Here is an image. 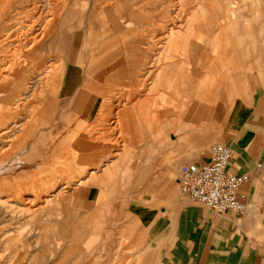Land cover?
<instances>
[{
    "label": "crops",
    "instance_id": "obj_1",
    "mask_svg": "<svg viewBox=\"0 0 264 264\" xmlns=\"http://www.w3.org/2000/svg\"><path fill=\"white\" fill-rule=\"evenodd\" d=\"M117 3H104L99 11L107 31L115 37L105 47L78 52L75 59L64 63L56 85L58 102L41 131L42 140L48 138L46 146L42 145L40 157L32 155L30 161L16 166V174L45 173L54 168L61 173L62 168L80 175L68 187L60 184L57 188L61 194L55 206L81 208L78 219L69 222L59 213L56 220L57 249L63 247L64 254L73 255L64 264H264V68L252 72L246 87L237 91L217 120L211 121L216 136L212 138L208 132L209 104L214 103L218 88L207 80L212 64L206 53L211 48L213 58L228 57L235 67L244 47L236 42L240 20L232 24L231 44L223 50L220 41H224L225 32L218 31L211 47L204 37L209 35L208 19L195 31L190 17L184 22V33L169 28L167 31L172 29L175 34L172 41L165 38L169 37L166 31L159 56L167 57L168 50L188 45L195 55L203 53L201 62L207 65H202L201 71L205 69L207 74V90L201 92L200 107L192 115L189 77L186 70L178 77L177 61L171 63L165 88L171 89L180 111L176 115L172 108L162 114L157 103L141 98L136 85L145 72L146 55L140 47L145 45L141 38L146 39V32L139 33L133 27L138 18L128 17L133 12L128 13L127 4ZM254 19L243 22L248 29L258 24L264 31V18ZM127 20L132 26L125 25ZM129 33L132 38H128ZM195 36L207 43H194ZM251 37L249 32L246 54L253 45ZM160 77L154 70V97L160 96ZM119 91L128 95V102L113 99ZM176 116L180 122L191 118L196 128L178 136ZM86 128L89 134L78 140L81 148L74 147L76 141L70 132L82 134ZM55 136L56 141L51 142L50 137ZM210 137L230 148V172L248 175L238 190L246 207L243 214H215L180 193L181 168L208 161ZM54 144L57 150L52 155ZM30 162L33 167H29ZM258 164L261 168L256 170ZM52 264H61L60 259Z\"/></svg>",
    "mask_w": 264,
    "mask_h": 264
},
{
    "label": "rangeland",
    "instance_id": "obj_2",
    "mask_svg": "<svg viewBox=\"0 0 264 264\" xmlns=\"http://www.w3.org/2000/svg\"><path fill=\"white\" fill-rule=\"evenodd\" d=\"M2 1L0 0V2ZM43 1L31 0V4L27 3L29 6L27 4L19 5L20 7L14 5L12 10L0 7L5 11V16H0V22L2 21L0 24L9 28L12 32L11 39H3L5 33L0 30V82L1 79H4V75H12L18 72L21 75L2 81L4 87L0 91V264H52L58 259H60L61 264H64L67 259H72V254H64L63 247L57 249L58 243L55 240L56 220L59 213L61 216L65 215L69 222L78 219L81 208H60L55 206V200L61 194V191L57 190L58 186L61 184L65 188L68 187L71 182L77 181L80 175H74L70 170L63 171L62 168L61 173L55 168L53 170L48 169L49 171H45L44 174L30 172L16 174L15 172L16 166H20L18 162L25 164L26 160H31L32 155L40 157L42 145L46 146L48 138L42 140L41 131L47 125L45 120L51 118L49 117L50 109L58 102L55 83L56 74H58L60 67H63L67 61L75 59L78 52L87 53L91 47H94V49L103 48L115 37L114 34L112 36L107 31L103 15L99 12L104 3L108 5L111 2L127 4L128 13L133 12L128 17L138 18L137 22L139 23L136 22L133 27L137 28L140 31L139 33L146 32V39L141 38V41H145V45L140 47L146 55L145 72L143 71L142 76L144 77L139 81L138 91L144 93L140 96L145 98L146 103H157V107L159 105L162 114L166 110H172V108L176 115L180 111L177 99L170 95L171 89L165 88V80H169L167 67L171 63L174 64L177 61L176 72L178 77L180 71L183 70H186L189 77L190 91L192 92L190 98L192 115L200 107L201 92L206 93L207 90V86L204 85L207 74L205 69L203 70L205 74L201 71L202 65L206 66L207 63L206 61L201 62L200 55L197 56L194 53L188 55L190 50L188 46L185 47L187 50L185 55L181 54V51L185 50L182 47L177 51L168 50L167 57L162 55L160 58L159 52L161 53L163 50L160 46L164 45L165 40L162 37L166 31L172 27L184 33L182 30L186 27L184 22L188 17L191 18V20L189 19L190 27L195 31L201 26L202 20L208 19V26L212 29L207 27L209 35L206 34L204 37L209 39L211 47L212 40L217 38L218 31L221 34L225 32L224 41H220L222 44L221 49H224L227 43L231 44L228 39L232 38V24L240 20V24L236 27L240 34L236 36V42L242 43L244 47L240 61L235 67H233V63L228 57L213 58L214 52L211 48L206 53L209 55L210 65L212 64V67L209 68L207 80L209 85H212L211 87L218 88L214 103L212 101L210 103L208 100V103H210L208 132L212 138L216 136V126L211 127V121L217 120L219 113L229 106L237 91L246 87L248 76L252 72L264 68V31L258 24L256 26L252 24L251 29H248V26L243 22V19L248 18L255 17L254 20L257 22L264 18L263 14L260 15V13H264V0H67L65 11H69V15L62 18L59 27H56L57 29L47 38L46 31L41 33L40 28L44 26L43 24H46V27L48 24L54 23L51 22L54 0H47L52 8L46 4L42 7ZM90 8H94V12L89 16ZM72 10L75 11L70 13ZM81 11L82 13L78 15ZM134 13L137 16H132ZM192 13L193 15H191ZM256 14L259 15L256 16ZM49 17L51 18L49 19ZM197 21L201 23L194 26ZM210 22L212 25H210ZM130 23L133 22L127 20L125 25L127 27L132 26L129 25ZM141 23L145 24L141 26ZM61 26L63 27L61 28ZM249 32L252 34L253 45L246 54L244 48ZM132 35L129 33L128 38H131ZM137 35L135 37L140 38V35ZM32 37L35 38V41L31 40ZM198 38L196 37L194 43H207V40L202 42ZM41 41L46 46L41 47L32 54L34 44H40ZM164 54H167V52ZM39 64H41V67L37 70L35 65ZM154 70L157 76L159 73L161 76L160 96L157 97H154L152 90ZM172 74L174 75V71ZM15 79L17 83L20 80L25 82L17 86L16 90L14 89ZM30 86L34 90L30 89ZM121 92L119 91L117 95L113 96V99H118L117 102L120 103L128 102V97L122 96ZM8 94H11L10 97H8ZM203 97L206 98L205 95ZM176 122L178 136L196 128L195 122L191 118L186 119L185 122H180L178 116H176ZM70 133L71 138L76 141L74 147H80L78 140L81 135H77L74 131ZM88 134L89 128H86L85 135ZM211 137L209 148L217 143ZM50 139L51 142H55L56 136L55 138L50 137ZM33 141L37 143L34 144ZM56 148L54 144L52 155H55L53 152L57 150ZM68 149H71L70 145ZM51 161L53 160L51 159ZM29 164V167L34 165L32 162ZM34 177L37 178L34 179ZM3 186H5L4 189ZM58 250L61 251L60 254H57Z\"/></svg>",
    "mask_w": 264,
    "mask_h": 264
},
{
    "label": "built area",
    "instance_id": "obj_3",
    "mask_svg": "<svg viewBox=\"0 0 264 264\" xmlns=\"http://www.w3.org/2000/svg\"><path fill=\"white\" fill-rule=\"evenodd\" d=\"M230 159V148L215 144L210 148L206 163L183 166L178 179L181 195L215 214L225 212L243 214L246 207L238 197V190L247 182L248 175H235L230 172ZM260 168L261 164H258L256 170Z\"/></svg>",
    "mask_w": 264,
    "mask_h": 264
},
{
    "label": "bare ground",
    "instance_id": "obj_4",
    "mask_svg": "<svg viewBox=\"0 0 264 264\" xmlns=\"http://www.w3.org/2000/svg\"><path fill=\"white\" fill-rule=\"evenodd\" d=\"M40 1V0H39ZM49 1V0H48ZM67 0H54L53 1V6L52 7H54L52 10H53V18H52V21L51 22H54V23H56V24H54V23H50V24H48V26H46L45 27V25L46 24H43L44 26H42L41 28H40V30H41V33L42 32H44V31H46V38H47V36H51V34L53 33V31H55V29H57L56 27H59V25H60V23H61V21H62V18L63 17H65L66 15H69V11H65V8H67L66 6H67V2H66ZM75 1V0H74ZM44 3L43 4H41L42 5V7H44V5L46 4V5H48L49 6V4H48V2H47V0L45 1H43ZM70 2V1H69ZM68 2V3H69ZM31 4V0H3L2 2H0V7H2V8H6V9H10V10H12L14 7H12V6H14V5H17V7L20 5H23V4ZM37 3V2H36ZM50 3V2H49ZM113 3V2H112ZM198 3V2H197ZM27 4V5H28ZM79 4H80V2H79ZM184 5V4H183ZM196 5V4H195ZM19 6V7H20ZM29 6V5H28ZM27 6V7H28ZM104 6V5H103ZM8 7V8H7ZM31 7V6H30ZM42 7H40L41 9H42ZM50 7V6H49ZM48 7V8H49ZM52 7H50V8H52ZM264 7V6H263ZM2 8H0V16H2V17H4L5 16V11L4 10H2ZM70 8V7H69ZM74 8V7H73ZM190 8V7H189ZM195 8V7H194ZM17 9V8H16ZM35 9V8H34ZM38 9V8H37ZM44 9V8H43ZM92 9V10H91ZM93 9L94 8H90V10H89V14H91L92 12H94L93 11ZM192 9V8H191ZM36 10V9H35ZM47 10H50V9H47ZM51 10V11H52ZM42 11V10H41ZM75 11V10H74ZM73 10L72 11H70V13H72V12H74ZM84 11V10H83ZM177 11V10H176ZM211 11V10H210ZM44 12V11H43ZM6 13H7V11H6ZM31 13V12H30ZM30 13H29V15H30ZM82 13V11L78 14L77 12H76V15L78 14V15H80ZM102 13V12H101ZM176 13V12H175ZM260 13V12H259ZM86 14H87V12H86ZM85 14V15H86ZM261 14V13H260ZM263 14V13H262ZM190 15V14H189ZM205 16V15H204ZM210 16V15H209ZM256 16H258V15H256ZM52 17V16H51ZM51 17H49V19L51 18ZM75 17V16H74ZM206 18V17H205ZM259 18V17H258ZM178 19V18H177ZM202 19H204V18H202ZM213 19V18H212ZM263 19V18H262ZM47 20V19H46ZM205 20V19H204ZM204 20H202V23L203 22H206V21H204ZM259 20V19H258ZM261 20V19H260ZM64 21V20H63ZM208 22V21H207ZM213 22V21H212ZM263 22V21H262ZM0 23H2V21L0 22ZM71 23V22H70ZM165 23V22H164ZM198 23H201V22H199V21H197V23H195L194 24V26L195 25H198ZM201 23V24H202ZM167 24V23H166ZM179 24V23H178ZM200 24V25H201ZM222 24V23H221ZM261 24V23H260ZM1 25V29L0 30H2V32L4 31V33H5V35L2 37L3 39H11L12 38V35H11V30L9 29V28H7L6 26H2V24H0ZM40 25H42V24H40ZM58 25V26H57ZM206 25H207V23H206ZM209 25V24H208ZM210 25H212L211 24V22H210ZM202 27H203V24L201 25ZM205 26V25H204ZM218 26V25H217ZM63 26H61V28H62ZM171 27V26H170ZM193 27V26H192ZM207 27V26H206ZM210 26H208V28H209ZM30 28H31V26H30ZM172 28V27H171ZM211 28V27H210ZM215 28H216V25H215ZM173 29V28H172ZM172 29L171 30H169V31H167V33L169 34V37H165V38H168V40H170V41H172L173 39H174V36H175V34L173 33V31H172ZM203 29V28H202ZM212 29V28H211ZM217 29V28H216ZM38 30V29H37ZM183 31V30H182ZM199 32H200V30H198ZM39 32V31H38ZM194 32V31H193ZM202 32V31H201ZM216 32V31H215ZM204 33V32H203ZM208 33H209V31H208ZM192 34V33H191ZM120 35V34H119ZM165 35V34H164ZM132 38V37H131ZM164 38V39H165ZM35 38H31V40H34ZM44 39V38H43ZM49 40L51 39L50 37L48 38ZM191 39H192V37H191ZM46 40V39H45ZM48 40V41H49ZM166 40V39H165ZM211 40H212V38H211ZM35 41V40H34ZM123 41V40H122ZM47 42V41H46ZM127 42H128V40H127ZM135 42V41H134ZM128 44V43H127ZM131 44V43H130ZM129 44V45H130ZM211 44V43H210ZM35 45V46H34ZM33 46H34V48H33V52H32V54L33 53H35L36 51H38L41 47L43 48V47H45L46 46V44H44L42 41H41V43L40 44H34ZM32 46V47H33ZM189 47H190V45H188ZM204 46V45H203ZM36 47V48H35ZM201 48H203L202 46H201ZM31 49V48H30ZM198 50H200V48L198 49ZM223 50V49H222ZM30 52V51H29ZM189 52H194L193 51V49H192V51H190L189 50ZM196 52V51H195ZM168 53V52H167ZM198 53V52H197ZM202 53V52H201ZM27 54V53H26ZM164 54V53H163ZM203 54V53H202ZM201 54V55H202ZM20 55V54H19ZM28 55V54H27ZM69 55V54H68ZM188 55H189V53H188ZM200 55V56H201ZM205 55V54H204ZM157 56V55H156ZM206 56V55H205ZM165 57V56H164ZM201 57H204V56H201ZM221 57V56H220ZM22 58V57H21ZM161 58V57H160ZM189 58V57H188ZM223 58V57H222ZM221 59V58H220ZM132 60H134V59H132ZM131 60V61H132ZM22 61H23V59H22ZM163 61V60H162ZM64 62V61H63ZM41 64H42V62H41ZM41 64H39V65H35V67H37L36 69L38 70L41 66ZM146 64V63H145ZM65 65V64H64ZM131 65L132 66H134V67H136L137 66V64L135 63V62H133L132 61V63H131ZM33 66V65H32ZM24 67V66H23ZM48 67V66H47ZM147 67V66H146ZM149 67V66H148ZM17 69V68H16ZM64 68L63 67H60V70L58 71V74H56V85H57V83H58V81H59V77H60V75L62 74V70H63ZM26 70V69H25ZM44 70V69H43ZM50 70H51V68H50ZM18 71H20V70H18ZM45 71V70H44ZM142 71V70H141ZM145 71V70H144ZM23 72V71H22ZM40 72V71H39ZM148 72V71H147ZM19 73V72H18ZM18 73H16V74H12V75H4V79H1V82L0 83H2V81H6V80H8L9 78H12V77H16V76H21V75H19ZM37 73V72H36ZM22 74V73H21ZM25 74V73H24ZM40 74V73H39ZM140 74V73H139ZM37 75V74H36ZM47 75V74H46ZM41 76V75H40ZM33 80V79H32ZM31 80V81H32ZM36 80V79H35ZM17 80L15 79V84H14V89L16 90V88H17V86H20V85H22L23 83H25V82H23L22 80H20V82H16ZM30 81V80H29ZM34 81V80H33ZM171 81V80H170ZM23 82V83H22ZM134 82V81H133ZM27 83V82H26ZM143 83V82H142ZM169 83V82H168ZM202 83V82H201ZM30 84H32V83H30ZM39 84V83H38ZM134 84H136V83H134ZM134 84H132V85H134ZM34 85H36V84H34ZM136 85H139V83L138 84H136ZM7 86V85H6ZM49 86H50V84H49ZM142 86V85H141ZM171 86V85H170ZM178 86V85H177ZM2 87H4V83H2V84H0V91H1V88ZM8 87V86H7ZM25 88V87H24ZM32 87L30 86V89H31ZM130 88V87H129ZM12 89V88H11ZM11 89H10V91H11ZM13 89V90H14ZM29 89V90H30ZM33 89V88H32ZM46 89V88H45ZM48 89V88H47ZM34 90V89H33ZM7 91V90H6ZM27 91V90H26ZM135 91V90H134ZM12 92V91H11ZM15 92V91H14ZM139 92V91H138ZM178 92V91H177ZM5 94V93H4ZM142 94V93H141ZM179 94V93H178ZM9 95H11V94H8V97H10ZM25 95H26V93H25ZM143 95V94H142ZM175 95V94H174ZM128 96V95H127ZM25 97V96H24ZM23 97V98H24ZM177 97V96H176ZM212 98V97H211ZM20 99V98H19ZM8 100V99H7ZM10 100V99H9ZM136 100V99H135ZM21 102V101H20ZM16 103V102H15ZM15 105V104H14ZM1 106V105H0ZM13 107V106H12ZM167 108V107H166ZM14 109V108H13ZM117 110V109H116ZM168 112V111H167ZM154 113V112H153ZM162 116V115H161ZM148 117V116H147ZM5 121V120H4ZM118 121V120H117ZM120 126V125H119ZM2 130V129H1ZM26 130V129H25ZM74 132H76L77 133V135H81V137L82 136H86L85 135V132L84 133H82V134H79V131L78 130H76V131H74ZM19 133V132H18ZM10 134V133H9ZM14 134V133H13ZM30 134V133H29ZM33 134V133H32ZM76 135V136H77ZM34 136V135H33ZM7 140V139H6ZM2 143V142H1ZM131 146V145H130ZM145 146V145H144ZM54 153V152H53ZM10 162V161H9ZM69 173V172H68ZM94 173V172H93ZM40 174V173H39ZM44 174V173H43ZM95 174V173H94ZM63 175V174H62ZM37 176V175H36ZM53 177H55V176H53ZM35 178H37V177H34V179ZM48 178V177H47ZM58 178V177H57ZM37 180V179H36ZM66 181H68V180H66ZM79 182V181H78ZM80 182H82L81 180H80ZM37 183V182H36ZM48 183V182H47ZM69 183V182H68ZM1 184H2V182H1ZM51 184V183H50ZM49 184V185H50ZM56 184V183H55ZM78 184V183H77ZM80 184V183H79ZM53 185V184H52ZM76 185V184H75ZM74 185V186H75ZM73 186V187H74ZM78 186V185H77ZM5 188V186H3V189ZM51 189V188H50ZM52 190V189H51ZM54 191H56V190H54ZM72 193V192H71ZM51 196V195H50ZM57 197V196H56ZM34 198V197H33ZM53 198V197H52ZM69 198V197H68ZM26 201V200H25ZM24 201V202H25ZM43 201H44V199H43ZM1 203H2V200H1ZM26 203V202H25ZM4 204V203H3ZM30 204V203H29ZM2 205V204H1ZM3 206V205H2ZM3 211V210H2ZM7 213V212H6Z\"/></svg>",
    "mask_w": 264,
    "mask_h": 264
}]
</instances>
